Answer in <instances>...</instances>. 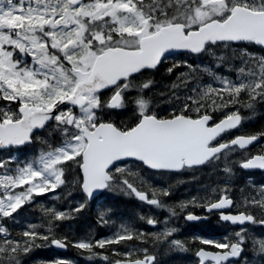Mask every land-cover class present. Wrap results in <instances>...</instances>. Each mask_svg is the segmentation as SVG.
<instances>
[{"label":"snow or ice","instance_id":"snow-or-ice-1","mask_svg":"<svg viewBox=\"0 0 264 264\" xmlns=\"http://www.w3.org/2000/svg\"><path fill=\"white\" fill-rule=\"evenodd\" d=\"M258 114L264 0H0V264L53 246L89 264H160L161 248L264 264V183H233L237 169L264 172V125L242 133ZM196 174L208 179L171 201ZM105 193L147 211L104 206L109 234L73 231ZM213 215L232 230L177 237L181 217Z\"/></svg>","mask_w":264,"mask_h":264},{"label":"trees","instance_id":"trees-1","mask_svg":"<svg viewBox=\"0 0 264 264\" xmlns=\"http://www.w3.org/2000/svg\"><path fill=\"white\" fill-rule=\"evenodd\" d=\"M204 79H207V77H203ZM242 114L245 116H248L249 113L245 110H241ZM246 122H248L246 125L249 126V128H256L255 130H251V132H256L261 130V126L264 125V114H258L255 118L249 119ZM260 128V129H258ZM249 132V133H251ZM243 177H236L238 186H240L239 182L243 181ZM170 182H175V180H172ZM196 192H192L194 195ZM174 194V193H173ZM176 194H179L177 191ZM116 196L115 199H113V196ZM177 197L176 200L182 199L181 195H175ZM72 198H78L76 193H73L72 197H69V199ZM172 196L169 198L171 199ZM46 203H51V201L46 200ZM67 203L63 202L59 204V207L63 208L66 207ZM104 206H111L113 209V218H132L135 216L136 212L144 213L147 211V208L140 207L138 202L135 200H129L126 197H123L122 195H116L113 193H105L103 197L99 200V202L96 203V206L93 204H89L87 209L79 216L77 220L71 221L72 230L75 231L77 234H82L84 232L91 231L93 235L96 238H100L104 235L109 234L108 229L105 227H101L96 223L97 218V210L98 208H102ZM167 213L160 211L157 213V215L162 219ZM29 216L35 220V217L39 215L38 212H29ZM181 221V220H180ZM145 228H148V226L144 225ZM63 231H68L67 228L63 229ZM203 233L205 231L211 232L212 230H201ZM201 231L199 232V229L196 228V226H192L191 228H184L179 234L178 238H184V237H190L192 235H199L201 234ZM218 233V232H216ZM57 255L56 253H54ZM246 255L251 256V253L248 252ZM64 258L72 259L76 262V264H89L88 261L84 258L78 255L76 250H73L69 248V253L67 255H62ZM159 261L160 264H194V256L191 251L187 253H180V252H165L163 248L160 249L159 253ZM55 256L51 253L50 250L41 251L40 248H36L30 257H27V264H43V262L46 261H52L55 260Z\"/></svg>","mask_w":264,"mask_h":264},{"label":"flooded vegetation","instance_id":"flooded-vegetation-1","mask_svg":"<svg viewBox=\"0 0 264 264\" xmlns=\"http://www.w3.org/2000/svg\"><path fill=\"white\" fill-rule=\"evenodd\" d=\"M258 129H260V128H258ZM233 134H237V133L234 131ZM253 150H255V148H253ZM205 171H207V170H205ZM189 176H190V174H185L183 176H180L179 178L185 179V178H188ZM249 176L251 177L252 181L255 184H257V185L258 184H261V183H264V180L258 181V179H257L258 175H257V173H255V174H246V175H243V178H242L243 182H242V184H245L246 183V181H247V179H248ZM233 183L238 186L236 176L233 178ZM196 212H197V214H201V210L200 209H197ZM199 224H200V226L202 228H208V229L209 228H213L216 225H218V217L215 216V215L210 216L207 220H203V221L199 222Z\"/></svg>","mask_w":264,"mask_h":264}]
</instances>
